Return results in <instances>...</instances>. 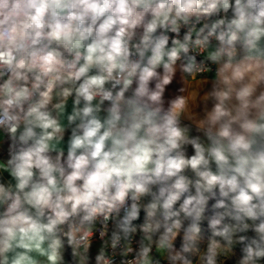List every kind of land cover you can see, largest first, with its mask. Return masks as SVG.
<instances>
[{"label":"clouds","instance_id":"obj_1","mask_svg":"<svg viewBox=\"0 0 264 264\" xmlns=\"http://www.w3.org/2000/svg\"><path fill=\"white\" fill-rule=\"evenodd\" d=\"M0 264H264V0H0Z\"/></svg>","mask_w":264,"mask_h":264}]
</instances>
